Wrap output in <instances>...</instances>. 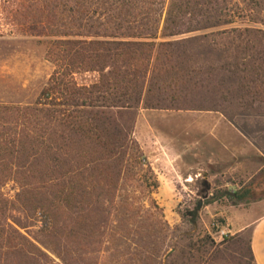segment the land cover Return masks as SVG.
<instances>
[{
	"label": "trees",
	"instance_id": "trees-1",
	"mask_svg": "<svg viewBox=\"0 0 264 264\" xmlns=\"http://www.w3.org/2000/svg\"><path fill=\"white\" fill-rule=\"evenodd\" d=\"M219 7L215 0H0V40L46 42L53 68L32 105L0 104V264H55L20 231L19 208L50 224L51 252L63 264H92L95 245L117 247L118 264L212 260L210 235L165 221L152 163L116 115L221 113L234 91L245 109L264 102V31L214 21ZM224 74L218 101L215 81ZM179 236L182 247L167 242ZM248 251L254 263L250 241Z\"/></svg>",
	"mask_w": 264,
	"mask_h": 264
},
{
	"label": "rangeland",
	"instance_id": "rangeland-1",
	"mask_svg": "<svg viewBox=\"0 0 264 264\" xmlns=\"http://www.w3.org/2000/svg\"><path fill=\"white\" fill-rule=\"evenodd\" d=\"M215 1L220 7L212 13L214 21H234L235 26L264 31V0ZM46 51L47 43L34 38L0 40V104L27 106L36 101L53 72ZM215 59L218 66L220 56ZM227 76L215 81L218 101L223 93L219 83ZM227 99L221 113L139 108L119 112L116 118L132 131L152 163L159 182L155 198L168 225L193 229L196 236L210 235L215 249L208 264H254L248 251V225L264 214V102L245 109L236 91ZM234 192L245 198L236 199ZM201 200L203 208L194 226L188 214ZM13 215L23 222L25 229L20 231L26 237L55 264H63L51 252L50 224L43 216L30 217L20 208ZM179 239L167 242L179 241L180 248L185 241ZM97 248L90 247L88 262L118 264L117 247L109 252L107 247Z\"/></svg>",
	"mask_w": 264,
	"mask_h": 264
},
{
	"label": "crops",
	"instance_id": "crops-1",
	"mask_svg": "<svg viewBox=\"0 0 264 264\" xmlns=\"http://www.w3.org/2000/svg\"><path fill=\"white\" fill-rule=\"evenodd\" d=\"M251 227L250 246L254 264H264V214L248 225Z\"/></svg>",
	"mask_w": 264,
	"mask_h": 264
},
{
	"label": "water",
	"instance_id": "water-1",
	"mask_svg": "<svg viewBox=\"0 0 264 264\" xmlns=\"http://www.w3.org/2000/svg\"><path fill=\"white\" fill-rule=\"evenodd\" d=\"M206 188H207V190H208L209 187L206 186ZM203 193H205V191H204ZM204 198H206V196H205ZM202 208H203V200H201V201L198 203L196 209L194 210V213H193V216H192V224H193L194 226L196 225V224H195V220L198 218L199 213H200V211L202 210Z\"/></svg>",
	"mask_w": 264,
	"mask_h": 264
}]
</instances>
